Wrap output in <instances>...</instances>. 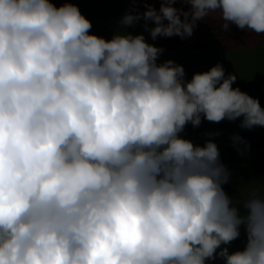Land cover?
<instances>
[{
	"label": "clouds",
	"instance_id": "obj_1",
	"mask_svg": "<svg viewBox=\"0 0 264 264\" xmlns=\"http://www.w3.org/2000/svg\"><path fill=\"white\" fill-rule=\"evenodd\" d=\"M130 2L148 7L106 39L75 0H0V264H264V187L237 206L216 142L180 135L202 118L264 127V107L221 63L186 79L128 31L185 38L214 15L264 34V0Z\"/></svg>",
	"mask_w": 264,
	"mask_h": 264
},
{
	"label": "trees",
	"instance_id": "obj_2",
	"mask_svg": "<svg viewBox=\"0 0 264 264\" xmlns=\"http://www.w3.org/2000/svg\"><path fill=\"white\" fill-rule=\"evenodd\" d=\"M54 2L59 4L61 0H54ZM75 2L78 4L81 12L91 21L92 28L90 31L103 36L106 39L111 37L114 29L119 26L121 17L127 11L134 10L143 13L148 7V4L144 2L133 4L130 0H75ZM152 6L159 10L160 3L158 0H155V2L152 3ZM175 7L188 8L189 5L177 3ZM143 23H145V21L141 19L135 25L130 26L128 31L133 33L143 32L145 39L149 43H153L156 46L163 48L162 55L165 56L170 55L172 52H193L196 54L199 53L201 56L207 52L211 53L215 56V60H219L218 62L222 63L226 75L228 73H234L237 76L236 81L233 83V87H239L242 91L258 98L261 107H264V45L248 47V50L247 47H243L242 45L229 46L227 43L229 34L225 33L220 27L223 21L217 19L214 15L209 16L206 21H198L197 25L194 27L192 36L185 38L179 36H158L153 40L150 33L143 30ZM147 23L150 27L154 26L153 21H147ZM214 50H216V53H214ZM241 50H244L245 54H249V58H241L240 53L238 52ZM234 56H236L235 60L237 62L232 64V58H234ZM195 61L197 62H195L194 65H191V62L187 63V61L185 63L183 61L180 63L190 69V71L185 70V72H187L186 77L189 73H192V75L195 73L191 72L192 69H200L198 60ZM241 119L242 118H238L236 121H240ZM202 125L203 127L205 126L204 123H202ZM204 128L207 127L205 126ZM254 128H257L258 130L252 134L247 133L245 135L246 137L243 138L249 145H254L264 150V127L256 126ZM254 128L245 130L251 132ZM254 134H259L261 137L254 141ZM260 169H264V159L259 160L254 165L242 167L241 169H230L229 171L232 173V176L230 181L224 185L225 191L230 196V192L234 186H237L239 187L238 189L242 190L241 187H243L249 179V174L247 175L246 172H255V170ZM242 233H244L243 227H241V236L239 239L243 241L242 246H244L246 239L243 238ZM220 263H222V260L217 258L216 261H212L210 264Z\"/></svg>",
	"mask_w": 264,
	"mask_h": 264
},
{
	"label": "rangeland",
	"instance_id": "obj_3",
	"mask_svg": "<svg viewBox=\"0 0 264 264\" xmlns=\"http://www.w3.org/2000/svg\"><path fill=\"white\" fill-rule=\"evenodd\" d=\"M229 34L228 45L229 46H243V47H257L264 45V34H256L254 32L241 30L235 24H230V30L225 32ZM240 53V57L243 59L249 58V54H245L244 50L238 51ZM216 53V50H214ZM169 54V53H168ZM199 53L187 52H172L170 55H162L158 58V62H163L167 59H172L176 63L180 64L182 61L185 63H192L194 65L195 60H198L200 69L197 68L192 69L191 72H203L207 71L215 65L219 60H215V56L211 53L207 52L201 56ZM200 57V59H199ZM195 59V60H194ZM236 56L232 58V64L237 62ZM200 61V62H199ZM222 64V63H221ZM185 70L190 71L187 66L182 65ZM191 68V67H190ZM187 73V72H185ZM192 73L186 77V79H191ZM239 121V120H238ZM228 121L223 120L219 123H212L202 118V122L200 126L193 127L191 123L187 124L184 131L180 133L181 136L188 138L193 141L195 144L203 145L206 140L212 139L216 142L221 161L230 169H241L242 167H247L250 165L256 164L259 160L264 159V150L254 146L249 145V148L245 149L244 145H240V148L244 151V154L241 155L240 152L237 151V147L234 146L232 141V136L234 134H239L242 137H246L247 133H255L257 128H254L251 132H248L245 129L240 127V121ZM202 123L208 128H204ZM213 131H210V130ZM209 133L213 135L209 136ZM215 133H219L218 135ZM264 135V133H263ZM261 136L259 134H254V141L259 139ZM249 176V179L245 183L242 190L238 189L239 187L234 186L230 192V197H233L234 203H237L238 206H241L242 201L246 195L248 189L254 187H264V169L255 170V172H246ZM241 196V197H240ZM240 197V198H238ZM238 198V199H237ZM244 239H246L245 233H242ZM243 241L239 238L234 240L230 245H228L230 251H234L237 249H242ZM216 261V260H215ZM212 261L208 262L210 264ZM223 264V261L222 263Z\"/></svg>",
	"mask_w": 264,
	"mask_h": 264
}]
</instances>
